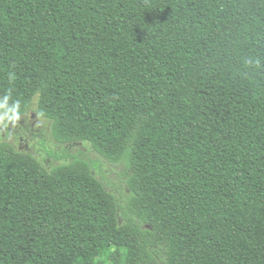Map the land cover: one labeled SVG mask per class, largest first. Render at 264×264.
Wrapping results in <instances>:
<instances>
[{
	"label": "trees",
	"instance_id": "obj_1",
	"mask_svg": "<svg viewBox=\"0 0 264 264\" xmlns=\"http://www.w3.org/2000/svg\"><path fill=\"white\" fill-rule=\"evenodd\" d=\"M4 95L128 193L0 142V264H264V0H0Z\"/></svg>",
	"mask_w": 264,
	"mask_h": 264
},
{
	"label": "rangeland",
	"instance_id": "obj_2",
	"mask_svg": "<svg viewBox=\"0 0 264 264\" xmlns=\"http://www.w3.org/2000/svg\"><path fill=\"white\" fill-rule=\"evenodd\" d=\"M3 141L12 143L21 152L34 155L47 170L68 163L74 158L84 159L92 165L95 174L105 182L110 191L124 199L127 198L128 186L125 181L128 176L125 164L104 160L90 143H76L70 146L58 144L53 138L52 121L37 112V98L31 110L21 116L15 126L5 127L0 123V142ZM66 149L68 151L65 152Z\"/></svg>",
	"mask_w": 264,
	"mask_h": 264
},
{
	"label": "clouds",
	"instance_id": "obj_3",
	"mask_svg": "<svg viewBox=\"0 0 264 264\" xmlns=\"http://www.w3.org/2000/svg\"><path fill=\"white\" fill-rule=\"evenodd\" d=\"M21 119V105L18 101L10 103V96L0 98V123L5 127L15 126Z\"/></svg>",
	"mask_w": 264,
	"mask_h": 264
}]
</instances>
